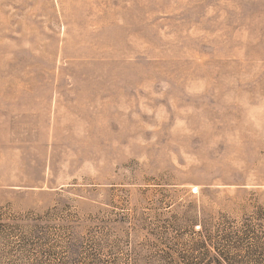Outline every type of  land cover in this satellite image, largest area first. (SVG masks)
Instances as JSON below:
<instances>
[{"label": "rangeland", "instance_id": "374dc122", "mask_svg": "<svg viewBox=\"0 0 264 264\" xmlns=\"http://www.w3.org/2000/svg\"><path fill=\"white\" fill-rule=\"evenodd\" d=\"M0 264H264V0H0Z\"/></svg>", "mask_w": 264, "mask_h": 264}]
</instances>
